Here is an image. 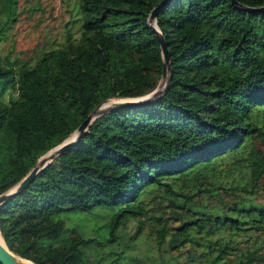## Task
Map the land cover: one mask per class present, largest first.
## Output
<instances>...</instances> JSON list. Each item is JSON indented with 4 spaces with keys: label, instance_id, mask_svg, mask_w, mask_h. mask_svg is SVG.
<instances>
[{
    "label": "trees",
    "instance_id": "obj_1",
    "mask_svg": "<svg viewBox=\"0 0 264 264\" xmlns=\"http://www.w3.org/2000/svg\"><path fill=\"white\" fill-rule=\"evenodd\" d=\"M263 4L77 0V36L16 69L0 56V194L91 109L156 86L153 26L170 65L158 95L97 115L0 203L6 247L37 264H132L108 247L133 220L130 239L162 247L157 264H264V7L251 9ZM14 8L0 0L4 23ZM98 207V235L69 223Z\"/></svg>",
    "mask_w": 264,
    "mask_h": 264
},
{
    "label": "rangeland",
    "instance_id": "obj_2",
    "mask_svg": "<svg viewBox=\"0 0 264 264\" xmlns=\"http://www.w3.org/2000/svg\"><path fill=\"white\" fill-rule=\"evenodd\" d=\"M80 22L77 0H15L12 20L4 23L0 15V56L3 60H8L6 62L11 63L15 69L22 63H32L42 50L62 42L67 29L71 31V36H77ZM9 90L14 94L12 89L6 88L4 98L9 96ZM114 99L116 98L109 99L108 103ZM242 177L239 174L234 179L240 181ZM146 198L148 196L144 199ZM256 200L263 202L264 194H257ZM150 205L152 203L148 206ZM108 212V208L98 207L83 214L69 213V223L78 225L85 235H98V225L106 222ZM134 223L133 220H128L121 225V233L124 235L115 248L109 246L108 250L115 249L122 255H127L126 261L131 260L132 264H157L155 258L162 254V247H155V241L145 234L130 239ZM147 224L145 223V228Z\"/></svg>",
    "mask_w": 264,
    "mask_h": 264
},
{
    "label": "water",
    "instance_id": "obj_3",
    "mask_svg": "<svg viewBox=\"0 0 264 264\" xmlns=\"http://www.w3.org/2000/svg\"><path fill=\"white\" fill-rule=\"evenodd\" d=\"M264 7L262 6L253 7L251 9L259 10ZM154 10L152 9L149 14V21L152 20L154 17ZM158 43L160 47V53L162 57L161 63V75L158 83L156 86L150 90L149 92L136 96V97H125V98H116L113 101H105L98 105L97 107L91 109L87 115L80 121V123L76 126L75 130L73 131L74 135L71 139H63L61 142L53 146L52 148L48 149L46 152L41 154L37 160L35 161L34 165L7 191L0 194V203L5 200L8 196L15 193L17 190L25 186L38 172V170L43 167L46 163H48L56 154L60 153L66 147L77 141L83 131L86 129V126L93 120L97 115L106 112L108 110L115 109L117 107H122L124 105H131V104H138L141 102H145L156 95H158L162 90H164L167 86L169 75H170V65L168 60V52L166 49V45L164 42L163 36L160 34L156 27H152ZM0 264H37L33 261L23 258L13 252H11L6 245L4 244L3 240L2 243L0 242Z\"/></svg>",
    "mask_w": 264,
    "mask_h": 264
},
{
    "label": "bare ground",
    "instance_id": "obj_4",
    "mask_svg": "<svg viewBox=\"0 0 264 264\" xmlns=\"http://www.w3.org/2000/svg\"><path fill=\"white\" fill-rule=\"evenodd\" d=\"M73 135H74V133H73L71 136L73 137ZM71 136H69V139L72 138ZM0 242L2 243V239H1V237H0Z\"/></svg>",
    "mask_w": 264,
    "mask_h": 264
}]
</instances>
